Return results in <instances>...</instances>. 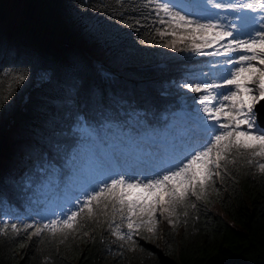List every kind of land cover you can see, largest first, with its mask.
<instances>
[{
	"label": "trees",
	"instance_id": "trees-1",
	"mask_svg": "<svg viewBox=\"0 0 264 264\" xmlns=\"http://www.w3.org/2000/svg\"><path fill=\"white\" fill-rule=\"evenodd\" d=\"M113 8L115 0H0V227L9 225L0 233V264H264V173L244 158L227 166L223 182L214 177L216 190L205 199L192 198L197 207L187 217L178 209L162 254L147 245L149 232L134 237L130 249L106 223L81 221L66 240L46 231L36 236L34 228L12 232L13 223L58 219L46 217L49 206L70 193L77 141L58 137L67 147L55 152L44 138L71 124L63 101L74 80L99 93L97 102L89 98L90 118L116 125L100 131L101 142L158 128L180 108L177 97L186 91L176 85L196 55L163 46L167 39L154 35L162 25L142 0L117 8L130 23L141 21L132 29L106 18ZM97 53L117 60L122 73L111 66L102 75ZM25 69L29 79L19 84L13 74Z\"/></svg>",
	"mask_w": 264,
	"mask_h": 264
},
{
	"label": "snow or ice",
	"instance_id": "snow-or-ice-1",
	"mask_svg": "<svg viewBox=\"0 0 264 264\" xmlns=\"http://www.w3.org/2000/svg\"><path fill=\"white\" fill-rule=\"evenodd\" d=\"M115 4L123 9L125 0H115ZM103 7L107 6L102 4ZM142 7L150 10L149 14H154L162 25L154 29V35L161 41L167 39L163 45L166 48L203 53L218 45V56L237 54L240 50L247 53L239 54L236 60L225 56L219 76L214 74L209 78L203 73L187 72L176 85L194 93H207L199 97L206 117L200 116L199 111L192 117L205 139L185 144L182 151L153 161L156 171L149 173L151 179L147 178L148 174L134 170L147 163L139 157L128 159L105 153L95 159L93 172L77 190L80 198L73 197L76 210L66 219H53L40 225L33 220L22 227L13 223L10 227L14 234L34 228L36 236L46 231L66 240L80 230L81 221H91L98 226L106 223L119 240L134 249L137 247L134 237L157 228V213L166 216L175 228L180 215L178 209H183V216L187 217L188 209L197 207L192 198L200 201L205 199L208 190H216L214 177L223 182L224 174H230L227 166L237 164L239 158L255 164L264 173V163L260 162L264 160V129L256 125L254 111L255 105L264 100V0H142ZM117 8L111 9L108 20L118 17L119 23L129 29L141 24L139 19L130 23ZM13 76L23 84L29 79V71L25 69ZM224 91L228 94L223 95ZM217 93H220L219 99ZM89 98L95 103L99 93L74 80L63 101L69 106L66 115L72 118L71 124L66 129H54L44 138L53 151H64L67 145L56 138L68 136L77 141L73 158L77 151L91 153L100 139V131L116 127L107 123L97 125L90 118ZM222 118L225 123H220ZM242 126L247 130H242ZM49 127H53L52 122ZM138 175H144V181L137 179ZM125 226L127 230L122 231ZM8 228L4 222L0 233L7 235Z\"/></svg>",
	"mask_w": 264,
	"mask_h": 264
},
{
	"label": "rangeland",
	"instance_id": "rangeland-1",
	"mask_svg": "<svg viewBox=\"0 0 264 264\" xmlns=\"http://www.w3.org/2000/svg\"><path fill=\"white\" fill-rule=\"evenodd\" d=\"M223 15V13H221ZM221 43H226V41H221ZM218 45H213L210 48H207L203 51V53H195L193 54L197 55L196 60L197 63L190 64L191 67L189 71L187 72H193L196 74L203 73L205 76L212 78L215 74V76H219L221 74L220 70L222 69L223 62L225 56H231L233 60H236L234 57L236 54L228 53L224 55H217L216 54V48ZM98 56H94V61L98 66H101V74L107 75L109 71L111 70V66H113L117 72L122 73V71L118 67L117 60H114V58H109L103 55L102 53H97ZM243 54V53H240ZM200 58V60H198ZM229 68L232 66L229 65ZM116 72V71H115ZM186 72V73H187ZM232 90H235L234 88ZM201 94H207V93H192L191 96H193V99L190 101V107L191 110H187L186 107H188V104L186 103L185 99H180L181 104L184 106V111L187 112V123L181 122L175 127L173 126V132H169L167 135L159 137V138H148L149 144L147 145L145 142L141 143V145H135L133 147L127 148L125 145H121V142L119 140L114 139L113 137H110L111 139H108L107 142H99L97 143L94 150L90 153L89 151H77L75 158H73V155L71 158L74 160V173L71 176V182L69 183V188L71 189V195L69 194L68 197H61L58 196L55 197V200L51 206H49L48 218L56 217V218H62L67 217V215H70V208L73 205V197L80 198L78 196V189L81 187L85 179L93 172L94 170V162L96 158H102V155L105 153H113L121 158H128L132 159L134 156H146L143 157V159L151 160L152 157L155 156H163L164 151L162 148H159L158 142H162L163 145L165 142H171L168 141L169 137L174 135H179V139L174 141L171 144H174L175 142H178V145L180 144H191L193 142H202L205 139L204 134L202 133L200 127L198 126V122L194 120L192 117L196 114L197 111H199V115L206 117V113L203 112L202 106L199 104V97ZM228 93L226 91L223 92V95H227ZM217 98H220V93H217ZM225 103H228L225 101ZM213 105L218 106L216 101H213ZM226 120L224 118L221 119L220 123H225ZM208 123H215L214 121H208ZM256 125L264 129L262 126L259 125V123L256 120ZM219 125H217L218 127ZM242 130H247L246 126H242ZM161 143V144H162ZM121 146V147H120ZM200 150V149H197ZM170 153L173 151L170 150ZM80 157V158H79ZM154 160V159H153ZM144 181V179H142ZM71 201V202H70ZM157 220L158 225L154 232H149V239L147 240V245L154 251L158 252L159 254H162V247L164 245V237L166 230L171 226V224L168 222V218L166 216L161 217L159 213H157ZM114 235V234H113ZM116 237V236H115ZM117 238V237H116ZM118 239V238H117ZM144 242V241H143Z\"/></svg>",
	"mask_w": 264,
	"mask_h": 264
},
{
	"label": "water",
	"instance_id": "water-1",
	"mask_svg": "<svg viewBox=\"0 0 264 264\" xmlns=\"http://www.w3.org/2000/svg\"><path fill=\"white\" fill-rule=\"evenodd\" d=\"M255 111L257 113L258 122L264 126V100H261L257 105H255Z\"/></svg>",
	"mask_w": 264,
	"mask_h": 264
},
{
	"label": "bare ground",
	"instance_id": "bare-ground-1",
	"mask_svg": "<svg viewBox=\"0 0 264 264\" xmlns=\"http://www.w3.org/2000/svg\"><path fill=\"white\" fill-rule=\"evenodd\" d=\"M240 38H243V37H240ZM240 51H241V50H240ZM136 125H137V124H136ZM134 127H135V125H134ZM173 137H174V139H176V140L179 139V135H174ZM165 145H167V144H165ZM165 145H164L163 147H165ZM176 151H179V148H177ZM138 167H139V166H138ZM138 167H137L136 169H138V171H141V169H139ZM140 168H141V166H140ZM134 170H135V169H134ZM135 171H136V170H135ZM137 177H140V175H138ZM139 180L142 181L141 178H139Z\"/></svg>",
	"mask_w": 264,
	"mask_h": 264
}]
</instances>
